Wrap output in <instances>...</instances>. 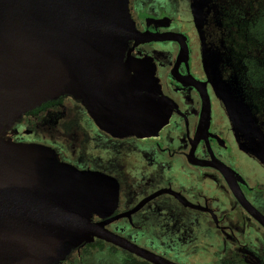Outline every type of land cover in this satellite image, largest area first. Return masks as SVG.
Masks as SVG:
<instances>
[{"label":"water","instance_id":"water-1","mask_svg":"<svg viewBox=\"0 0 264 264\" xmlns=\"http://www.w3.org/2000/svg\"><path fill=\"white\" fill-rule=\"evenodd\" d=\"M126 3L0 0V264H60L73 250L97 240L150 264H175L108 229L157 194L112 217L119 193L115 178L79 170L60 161L51 147L17 142L5 132L29 111L64 96L81 101L102 129L117 136L139 134L142 127L159 129L144 122L151 119L142 91L153 81L152 61L129 62L128 79L111 94L115 72L130 39L177 42V63L188 47L179 34L134 33ZM191 80L189 85L201 92L200 129L206 132L208 96ZM199 164L216 168L234 198L264 228V216L243 196L239 183L244 181L232 169L215 160ZM93 215L103 220L95 222Z\"/></svg>","mask_w":264,"mask_h":264},{"label":"flooded vegetation","instance_id":"flooded-vegetation-1","mask_svg":"<svg viewBox=\"0 0 264 264\" xmlns=\"http://www.w3.org/2000/svg\"><path fill=\"white\" fill-rule=\"evenodd\" d=\"M180 4L181 0L176 8L170 6L168 12H155L152 9L138 10L133 0H127L134 33L182 35L188 54L177 63L180 48L177 42L135 43L130 39L115 72L116 86L110 91L116 93L128 79L129 62L151 60L153 81L142 91L151 119L144 122H148V127L157 126L159 129L142 127L139 134L117 136L102 129L81 101L64 96L61 99L65 122L57 119L50 129L56 131L55 135L50 133L46 137L49 140L40 144L51 147L60 161L79 170L97 171L116 179L118 205L112 217L131 211L143 200L157 194L130 217H122L108 226L110 231L123 238L129 234L138 238L143 232L150 238H161L166 247L154 252L132 242L135 245L175 264H189L190 257L198 253L204 241L220 235L223 242L231 240L235 243L232 253L236 258L227 256L218 264L225 260L234 264H264V228L242 208L216 168L199 164L215 160L232 169L236 179L244 181L239 183L243 196L264 216V184H250V179L236 164L234 150L238 148L240 135L230 115L225 122L217 119L221 115L218 110L222 109L219 105L217 115L213 102L216 93L205 71L202 44L197 65L190 36L179 20ZM191 15L193 29L201 43L193 8ZM191 78L208 96L206 132L200 129L203 99L200 89L189 85ZM92 219L95 222L103 220L98 215H93ZM252 232L257 234V243L250 244L247 234L249 237ZM238 236H242V241ZM169 245L171 250H168ZM219 248L224 255L231 252L227 244ZM260 248L263 249L261 254ZM242 254L246 256L239 262L238 257Z\"/></svg>","mask_w":264,"mask_h":264},{"label":"rangeland","instance_id":"rangeland-1","mask_svg":"<svg viewBox=\"0 0 264 264\" xmlns=\"http://www.w3.org/2000/svg\"><path fill=\"white\" fill-rule=\"evenodd\" d=\"M263 3L264 0H181L179 8V20L190 36L193 59L197 65L199 47L202 44L205 71L216 93L213 95L216 114L221 113L219 117L216 115L217 119L225 122L230 115L234 128L240 135L238 148L234 150L236 164L250 179V184H264V89L247 90L242 73L245 70V61L249 59L264 66V47L254 45L241 37L239 25L243 20L249 21L255 17ZM192 8L201 43L192 26ZM219 105L222 110L218 112ZM48 128L29 131L25 125H20L12 140L41 143L49 140L46 137L50 133L55 135L56 131L48 132ZM256 236L253 232L249 237L247 234V242H256ZM238 237L240 239L242 236ZM222 238L223 236L218 235L213 240L204 241L198 253L190 257L188 263L218 264L224 257L236 258L232 253L235 243L231 240L223 242ZM222 244L231 248L229 254H223L219 248ZM261 251L263 249L260 248L259 254ZM245 256L239 255V262L244 261Z\"/></svg>","mask_w":264,"mask_h":264},{"label":"trees","instance_id":"trees-1","mask_svg":"<svg viewBox=\"0 0 264 264\" xmlns=\"http://www.w3.org/2000/svg\"><path fill=\"white\" fill-rule=\"evenodd\" d=\"M179 0H133L138 10L152 9L155 12H168L170 6L176 8ZM239 34L241 37L248 40L250 43L264 47V3L259 12L251 20H243L239 25ZM245 84L246 89H264V66H261L257 61L249 59L245 61ZM252 91V90H251ZM255 92V91H254ZM256 95V94H254ZM62 102V103H61ZM62 104L63 99L49 101L40 107L29 111L20 119H16L12 126L6 128V137L13 139L16 134V129L20 125H25L29 131L42 130L48 128V132L53 128L55 121H64L66 115L64 114ZM56 105V108L53 107ZM59 105V106H58ZM65 122V121H64ZM62 122V123H64ZM138 238L133 235H127V239L131 242L141 244L142 246L158 252L165 248L162 239L158 237L150 238L147 233H141ZM172 245V244H170ZM168 246V250L172 248ZM175 251V249L173 250ZM60 264H150L142 259L137 258L131 253L119 249L111 244H107L101 240L83 244L77 249L73 250L66 259ZM221 264H234L228 260Z\"/></svg>","mask_w":264,"mask_h":264}]
</instances>
